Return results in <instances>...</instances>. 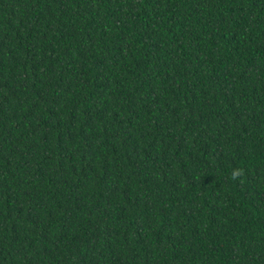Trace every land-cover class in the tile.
<instances>
[{"label": "trees", "instance_id": "obj_1", "mask_svg": "<svg viewBox=\"0 0 264 264\" xmlns=\"http://www.w3.org/2000/svg\"><path fill=\"white\" fill-rule=\"evenodd\" d=\"M0 264H264V0H0Z\"/></svg>", "mask_w": 264, "mask_h": 264}]
</instances>
